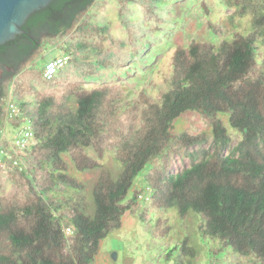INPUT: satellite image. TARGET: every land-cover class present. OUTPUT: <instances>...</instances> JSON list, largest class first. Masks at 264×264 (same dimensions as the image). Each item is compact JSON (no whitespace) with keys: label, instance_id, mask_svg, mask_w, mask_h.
<instances>
[{"label":"trees","instance_id":"obj_1","mask_svg":"<svg viewBox=\"0 0 264 264\" xmlns=\"http://www.w3.org/2000/svg\"><path fill=\"white\" fill-rule=\"evenodd\" d=\"M218 1L231 11L233 32L209 17L203 0L204 25L217 43L174 47L141 88L132 76L156 54L134 62L162 32L144 23L161 19L163 0H54L0 46V137L4 128L9 139L25 128L34 134L32 145L14 155L17 166L14 158L0 164V264H95L102 241L122 229L138 203L153 239L170 235L167 211L176 210L183 226L193 212L210 257L264 264V0ZM111 2L122 37L101 12ZM247 15L251 29L242 31L239 20ZM52 49L69 60L46 79L43 62ZM9 100L20 111L13 120ZM188 113L210 131L175 133ZM106 153L123 167L117 179L100 162ZM181 154L190 167L172 175ZM64 155L78 172L100 170L92 217L79 196L68 194L85 185L67 174ZM141 195L149 200L140 202ZM148 208L161 215L144 222ZM196 255L186 233L163 258L191 264Z\"/></svg>","mask_w":264,"mask_h":264},{"label":"rangeland","instance_id":"obj_2","mask_svg":"<svg viewBox=\"0 0 264 264\" xmlns=\"http://www.w3.org/2000/svg\"><path fill=\"white\" fill-rule=\"evenodd\" d=\"M203 0H163V7H160L161 19L158 22H154L148 19L144 26L149 28L151 26L159 27L162 32L158 33V39L153 43L152 47L140 58L139 61L134 62V66L138 67L142 64V61L146 57H150L152 53H155V57L144 66L143 69L138 70L132 76L134 82H137L139 88L144 87L149 79L153 76L154 71L161 63L166 64L168 62L167 55L176 46H187L192 40L217 43V39L214 35L207 31L205 28V16L201 11V3ZM211 7V13L209 17L218 21L221 24L226 25L229 35L233 32L231 25L228 23L226 15H229L231 11L226 10L219 4L218 0H204ZM136 7V6H135ZM101 12L106 15V21L110 23L112 33L117 37H122L123 32L120 28V22L118 20L115 7L111 3L106 4ZM242 31H249L251 29V17L245 16L239 20ZM147 36L140 38L139 43H145ZM106 46H111L110 42L106 43ZM263 51L264 59V46L260 45ZM63 54L58 49L49 50L45 54L44 62L47 63L54 59L61 57ZM140 62V64H138ZM262 72H264V65H262ZM221 120L225 126L229 129L230 134L234 135L235 131L229 126L228 117L221 116ZM175 133H183L185 131L195 132L210 131V128L201 121L200 116L197 114L188 113L176 121ZM212 141L210 140L205 148L212 147ZM237 144V139H234L232 146ZM194 151L190 149L189 152ZM188 152V153H189ZM87 153L90 156L95 157L94 151L87 149ZM1 158V156H0ZM64 160L69 164V170L67 174L85 185V188L81 192L69 191L68 194L72 197L79 196L85 206L86 215L94 216L95 204L93 199V187L98 178L100 170H90L85 172H78L71 162L69 156L64 155ZM103 168L108 170L113 179H117L122 172V165L115 161L112 153H106L104 159L100 161ZM191 164V158L185 155L176 156L172 161L170 167V173L176 174L183 169L189 168ZM144 211V204L138 203L134 207V213L127 214L125 220L126 227L122 228L119 233L110 235L101 244V252L107 253L108 257L101 261V264H175V261L167 262L164 260L163 255L167 249L171 248L176 242L180 241L182 237L189 233L191 246L196 250L197 255L195 259H191V264H229L233 262L231 256L221 254L216 258L210 257L207 248L199 236V225L201 219L199 215L190 212L185 222V226L181 225L176 210H169L165 213L171 226V233L164 239H153L146 226L141 224L139 215ZM161 213L155 212L148 208L144 222H148L152 219L154 221L159 217ZM185 229L187 230L185 232ZM114 233V232H113Z\"/></svg>","mask_w":264,"mask_h":264},{"label":"built area","instance_id":"obj_3","mask_svg":"<svg viewBox=\"0 0 264 264\" xmlns=\"http://www.w3.org/2000/svg\"><path fill=\"white\" fill-rule=\"evenodd\" d=\"M68 56L62 55L61 57L54 59L50 62H47L44 70V78L51 79L57 72L62 70L68 63ZM6 113L9 120H13L16 117L20 116V111L15 106L13 100H9L6 103ZM18 134L14 135L12 139L8 138L6 129L4 128L1 131L0 145L2 142H7L6 147H0V164L6 160H12L14 155L18 151L24 150L30 147L34 141V134L28 128L19 130ZM14 165H18V161L14 158ZM140 202L148 201L147 195H141L139 197Z\"/></svg>","mask_w":264,"mask_h":264},{"label":"water","instance_id":"obj_4","mask_svg":"<svg viewBox=\"0 0 264 264\" xmlns=\"http://www.w3.org/2000/svg\"><path fill=\"white\" fill-rule=\"evenodd\" d=\"M54 0H0V46L23 33L28 17ZM0 69V76L2 75Z\"/></svg>","mask_w":264,"mask_h":264},{"label":"crops","instance_id":"obj_5","mask_svg":"<svg viewBox=\"0 0 264 264\" xmlns=\"http://www.w3.org/2000/svg\"><path fill=\"white\" fill-rule=\"evenodd\" d=\"M133 213H134V212H133ZM133 213H132V214H133ZM132 214H131V215H132ZM126 219H127V216L124 218V223H123V227H122L123 229H125V227H126V224H125V222H126L125 220H126ZM121 230H122V229H121ZM121 230L115 231V232L112 233V234L114 235V234L117 233V232L119 233V231H121ZM112 234H110V235H112ZM110 235H109V236H110ZM109 236H108V237H109ZM103 241H105V239H104ZM103 241H102V243H101L102 245H103ZM106 257H108V254H107V253H104V254H103V253L101 252V247H100V251H99V253H98L97 257H96V262H95V264H101V261H102L104 258H106Z\"/></svg>","mask_w":264,"mask_h":264}]
</instances>
